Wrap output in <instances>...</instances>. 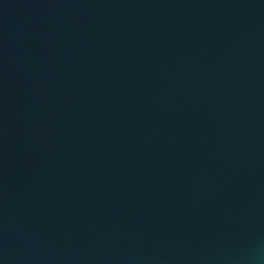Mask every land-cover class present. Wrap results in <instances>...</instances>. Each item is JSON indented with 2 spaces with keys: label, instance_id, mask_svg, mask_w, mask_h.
<instances>
[{
  "label": "water",
  "instance_id": "obj_1",
  "mask_svg": "<svg viewBox=\"0 0 264 264\" xmlns=\"http://www.w3.org/2000/svg\"><path fill=\"white\" fill-rule=\"evenodd\" d=\"M0 264H264V0H0Z\"/></svg>",
  "mask_w": 264,
  "mask_h": 264
}]
</instances>
